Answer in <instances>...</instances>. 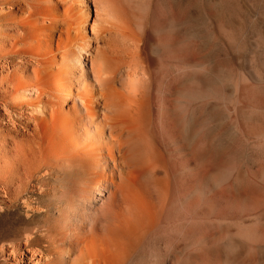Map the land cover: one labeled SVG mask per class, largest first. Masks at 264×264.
<instances>
[{
	"label": "bare ground",
	"instance_id": "bare-ground-1",
	"mask_svg": "<svg viewBox=\"0 0 264 264\" xmlns=\"http://www.w3.org/2000/svg\"><path fill=\"white\" fill-rule=\"evenodd\" d=\"M8 211L0 264H264V0H0Z\"/></svg>",
	"mask_w": 264,
	"mask_h": 264
},
{
	"label": "rangeland",
	"instance_id": "rangeland-1",
	"mask_svg": "<svg viewBox=\"0 0 264 264\" xmlns=\"http://www.w3.org/2000/svg\"><path fill=\"white\" fill-rule=\"evenodd\" d=\"M46 202V198L40 199L41 206L46 205ZM26 226V219L21 211L0 213V240L17 238ZM34 245L42 247L44 244L42 242H35Z\"/></svg>",
	"mask_w": 264,
	"mask_h": 264
}]
</instances>
